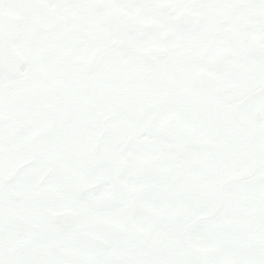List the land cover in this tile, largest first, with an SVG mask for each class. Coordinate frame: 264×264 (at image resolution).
<instances>
[{
	"label": "snow or ice",
	"instance_id": "6c2138e0",
	"mask_svg": "<svg viewBox=\"0 0 264 264\" xmlns=\"http://www.w3.org/2000/svg\"><path fill=\"white\" fill-rule=\"evenodd\" d=\"M0 264H264V0H0Z\"/></svg>",
	"mask_w": 264,
	"mask_h": 264
}]
</instances>
